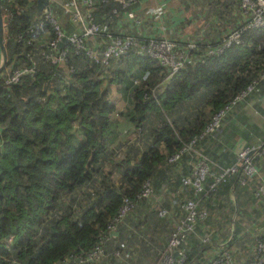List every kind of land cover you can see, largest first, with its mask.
Listing matches in <instances>:
<instances>
[{
    "label": "trees",
    "instance_id": "16d2710c",
    "mask_svg": "<svg viewBox=\"0 0 264 264\" xmlns=\"http://www.w3.org/2000/svg\"><path fill=\"white\" fill-rule=\"evenodd\" d=\"M223 1L228 6V1L237 0ZM19 6L23 10L16 12ZM4 10L10 11L11 16L3 40L6 60L0 69V264H54L68 254L84 256L100 240L102 258L105 257V245L118 233L117 226L146 199L136 196L143 181L148 179L153 190L161 166L179 164L182 157L195 152L188 149L171 162L167 156L192 137H196L193 148L200 146V140L210 138L215 132L200 135L210 115L247 85L259 88L264 80L260 77L264 68L262 25L243 29L239 43H232L216 54L205 51L219 39L207 37L202 42L195 38L188 55L198 58L185 62L170 74L155 58L133 51L110 59L106 65L90 62L82 54H69L67 65L72 67L69 73L36 55L35 72L5 84V70L28 62L25 51L33 44L18 41L17 35L32 20L37 8L34 0H0V12ZM90 11L100 23H106L114 15L109 3L98 1L90 5ZM55 12L66 31L73 28L60 8ZM240 22L241 19L235 21L233 27ZM37 37L36 42L43 40L40 34ZM105 67H113L108 82L116 84L121 100H130L126 113L118 110L116 102L108 100L106 90L99 87L97 76ZM153 80L158 82L157 86ZM41 81L43 87L25 94L27 87L35 89ZM202 90L206 91L208 115L196 114L190 124L186 117L173 116V107ZM152 110L158 113L154 122L146 116ZM141 126L146 131L144 143L140 140ZM131 133L139 137L136 144L143 143L141 148L132 156L122 154L115 162L108 160L110 168L100 176L98 168L106 151ZM114 172L119 176L117 182L109 176ZM97 175L100 180L95 189L90 188L92 193H88L85 185L95 182ZM212 175L209 171L205 188ZM182 176L175 178L177 184ZM235 176L219 183L208 194L202 191L194 195L189 190V196L210 198L216 195L219 185L228 187L231 182L238 183ZM81 186L82 197L91 199H84L83 208L72 213L70 208L75 203L61 205V197ZM124 196L133 203L117 218ZM235 233L236 226L232 238ZM108 234L112 235L106 238ZM260 239L264 240V235ZM260 255L261 252L253 263ZM257 262L264 264V259ZM68 263L75 264L73 260Z\"/></svg>",
    "mask_w": 264,
    "mask_h": 264
},
{
    "label": "built area",
    "instance_id": "2783aa9c",
    "mask_svg": "<svg viewBox=\"0 0 264 264\" xmlns=\"http://www.w3.org/2000/svg\"><path fill=\"white\" fill-rule=\"evenodd\" d=\"M97 1L108 3L110 0H46L39 9L36 0H34L37 12L23 32L17 35L18 41H22L24 44H33L32 48L25 51L28 62L5 70L3 82L5 84L14 83L23 74L35 72L36 55L53 65L62 67L64 73H69L72 69L71 65H67V58L72 53L82 54L90 62L106 65L110 59L124 56L128 51H133L155 58L159 64L166 67L168 74L182 67L185 62H194L195 58H198L188 55V51L195 45L194 37H189L182 44H178L176 40L164 36H140L135 33L111 31L105 23L95 21L90 11V5ZM115 1L122 8L141 0ZM56 8H60L66 14L68 21L73 26L72 29L66 31L63 28L55 12ZM237 8L241 13L240 25L225 31L218 42L207 47L206 54H216L232 43H239L243 29L264 25V0H237ZM163 9V4L157 3L146 7L144 12L149 16L159 18L163 14ZM21 10L23 8L19 6L15 11L20 12ZM112 11L115 12L116 9L112 8ZM0 13L4 18L1 22L4 40L5 35H7V21L11 12L4 10ZM39 33L44 34V38L36 42ZM260 77H264V68L261 70ZM153 89L154 86L151 91ZM257 89L253 84H249L245 89L235 94L223 107L210 115L200 135H208L215 130L230 109L244 100L251 90L256 91ZM195 141L196 137H192L184 142L179 149L166 157L167 161L171 162L178 159L181 153L188 149L194 150ZM263 155L264 136L257 143L243 145L237 149L233 160L228 164L219 166L213 173L206 188L204 182L208 176L209 164L204 157L196 160L191 172L182 176L181 183L188 187L194 195H198L202 191L208 194L219 183L232 175H236L239 184H244L256 174L255 159ZM151 193L150 181L145 179L136 196L139 198L148 197ZM253 195L256 198L264 195V179L256 186ZM132 203L128 197H122V203L117 210V218L124 215L131 208ZM179 209L180 214L172 224L162 256L156 264H182L183 256L179 253L182 235L195 232L197 221L207 216V210L198 204V197L192 195L179 203ZM156 213L159 216H165L167 209L166 207H158ZM261 228V231H264V224L261 225ZM111 235L108 234L106 238ZM261 235L260 233L257 234L254 239L255 258L261 252L259 259L254 264L264 259V240L260 239ZM208 239V233H204L200 236L199 243H206ZM101 242L102 240L95 244L84 256L74 257L72 254H68L64 259L54 264H69V260H73L75 264H96L104 255ZM176 254L178 256L175 257ZM230 262L231 254L222 248L209 259L207 264H230Z\"/></svg>",
    "mask_w": 264,
    "mask_h": 264
},
{
    "label": "crops",
    "instance_id": "0c3cea01",
    "mask_svg": "<svg viewBox=\"0 0 264 264\" xmlns=\"http://www.w3.org/2000/svg\"><path fill=\"white\" fill-rule=\"evenodd\" d=\"M108 3L111 11L112 8L116 9L115 12L112 11L113 17L108 18L106 22L108 25L105 23L113 32L135 33L140 36H164L178 42H184L189 37H194L206 42L207 36L202 32L205 25L198 27L199 29L197 28L194 33L188 32L186 30L188 23H185L182 17H178L177 12L185 9L183 0H141L122 8L115 0H110ZM157 3H162L164 7L163 14L159 18H154L144 12L146 7ZM202 9L204 11V8ZM233 18L237 23L241 19V13L234 15ZM182 21L183 24L180 25ZM224 32V30H220L214 40L220 39ZM39 34L44 38V34ZM237 115L238 117H236ZM263 135L264 80L256 91L251 92L225 114L210 138L207 137L199 141L202 149L211 150L208 154L206 153L209 171L212 172L211 166L216 164V159L219 161V164H216L217 170L219 166L232 161L237 151L235 147L239 149L243 145L257 143ZM211 152L215 155V160ZM255 165L256 174L249 178L244 186L231 182L228 187L219 185L216 195L210 198L198 197V204L207 209L208 215L197 221L195 232L182 235L181 249L179 250L185 261L182 264H207L209 259L225 246L234 250L230 264H254L255 236L259 233L264 235V231H261V225L264 224V195L256 198L253 193L264 178V155L255 159ZM179 172L175 166L170 165L169 167L168 165L161 166V171L157 176L155 175L157 180L154 191L158 193L157 197L161 199L162 205L175 214L177 211L180 214L179 203L191 194L190 189L182 185L180 181L178 184L176 183L177 175L175 173ZM235 180H237L236 176ZM184 189L187 191L185 192ZM181 195H183L182 199H180ZM178 199L180 200L177 202ZM230 201L232 205L235 203L231 212L227 207ZM236 210L239 214H236L238 213ZM226 220H228V227ZM235 226L236 233L232 238ZM225 229L227 230L226 236H224L226 231L222 234ZM206 232L209 235L208 241L199 243L200 236ZM235 256L238 258L236 259ZM102 264H108V262L103 261Z\"/></svg>",
    "mask_w": 264,
    "mask_h": 264
},
{
    "label": "rangeland",
    "instance_id": "374dc122",
    "mask_svg": "<svg viewBox=\"0 0 264 264\" xmlns=\"http://www.w3.org/2000/svg\"><path fill=\"white\" fill-rule=\"evenodd\" d=\"M183 2L185 5V9H183V11H178L177 14L178 17H182L185 23H188V26L184 25L187 26L186 30L188 32L194 33L198 27H200L201 25H205V28H203L202 32H204V34H206V36L210 38L217 37L220 30L228 31L229 29L233 28V23L235 22L233 18V11H236L237 14L239 13L238 8L235 7L234 1H228L229 7L227 6V3L226 5L222 3L224 2L223 0H183ZM214 3L217 5L215 6ZM202 8H204V11ZM182 24L183 21L180 23V25ZM112 69L113 67H105L104 70H102V73L97 76L99 79V87L106 90V96L108 100L116 102V107L118 108V110H120L122 113H126L129 108L128 106L130 105V100H121L122 97L120 92L116 90V84L108 82V73L111 74ZM154 84L155 86H157L158 82L156 81ZM39 87H43L42 81L39 85H35V89L27 87L25 94L29 95V93H33ZM202 91L203 92L192 95L191 98L185 99L181 104L173 107V116L180 115L182 117H186L190 124L195 118L196 114L201 113L202 117H204L203 115H208V104L205 103L204 98L206 91ZM157 114L158 113L152 110L149 111L146 116L150 118L152 122H154L157 120ZM236 117H238V115ZM143 128L144 126H141L139 134L140 136H142L140 140H142L144 143L146 131ZM134 132L135 128L133 130V133ZM135 137L131 134L127 139H123L118 144L114 145L113 148H110L109 151H106V155L104 154V158L102 159L103 162L99 165V167L101 168H98V174L100 176H102V171L104 172L110 168L108 160L115 162L120 158L122 154L132 156L134 153H136V150H139V148H141L140 146H142L143 143L136 144V139L139 137ZM237 148L238 147H235L236 150ZM193 151L195 153L186 157H182V159H180L179 161L180 164L175 162L173 165H171L175 166L180 171L179 173H175L177 175V178L180 177V174H189L197 159L204 157V159L208 161V157L206 155H203L201 151H203L205 154H208V152H210L211 150L207 151L202 149L200 146H195V149ZM213 157L215 160V155H213ZM215 163L219 164L218 159L215 160ZM216 164H213V166H211V171L213 173L217 168ZM99 175H97V178L95 176V182L91 181L85 185L87 187L85 191H88V193H92V190L90 191V188L95 189L98 180H100V178H98ZM109 176L116 182L119 180V176L115 172L110 173ZM90 183H93V185ZM154 189L155 188L153 187L151 195L144 199V201L141 203V206H138L137 209L134 208L135 210L133 209L130 214H127L125 216V218L123 219L124 221H122L120 225L117 226L118 233L115 234V237L113 236V238L111 239L112 241H108L106 243L105 250H107V255L102 259H105L108 264H154L155 262H158L160 260L162 251L164 249V246L166 245V240L172 228V224L174 220L179 216V213L177 211V213L175 214L173 211H170L166 208V215L164 217H157L158 215L156 216L155 213L157 208L161 207L160 205H162V202L161 199L157 197L158 193L155 192ZM81 190H83L82 186L77 187L70 193H63L61 197V205H66L69 202H73L75 203V206L73 209L70 208V210L72 211V213H77L78 210L83 208V204L85 203L83 200L89 198V196L82 197ZM184 191L186 192L187 190L184 189ZM180 197V199H182L183 195H181ZM89 199H91V197ZM180 199H178L177 202ZM233 205H235V203ZM233 205L231 201L228 202L227 207L229 212H231V210L233 209ZM236 212H238V210H236ZM236 214H239V212ZM226 222L228 227V220H226ZM225 231L226 234H224V236L227 235V230L225 229L222 231V234L225 233ZM14 250L15 249L12 248L11 253H13ZM228 250L232 253L233 259L234 250ZM235 257L236 259L238 258L237 256ZM102 261L100 262V264H102Z\"/></svg>",
    "mask_w": 264,
    "mask_h": 264
},
{
    "label": "water",
    "instance_id": "95a60500",
    "mask_svg": "<svg viewBox=\"0 0 264 264\" xmlns=\"http://www.w3.org/2000/svg\"><path fill=\"white\" fill-rule=\"evenodd\" d=\"M45 2H46V0H36L37 8L39 9L42 6V4ZM2 20H4V18L1 16V13H0V69L4 65L5 60H6V52H5V48H4L2 31H1Z\"/></svg>",
    "mask_w": 264,
    "mask_h": 264
}]
</instances>
